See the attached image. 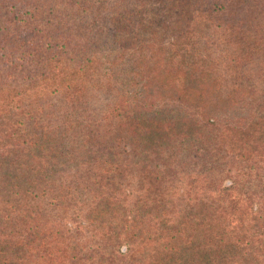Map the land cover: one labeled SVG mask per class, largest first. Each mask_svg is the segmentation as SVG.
<instances>
[{"label":"trees","instance_id":"1","mask_svg":"<svg viewBox=\"0 0 264 264\" xmlns=\"http://www.w3.org/2000/svg\"><path fill=\"white\" fill-rule=\"evenodd\" d=\"M173 8L179 36L163 60L152 51L154 73L133 99L126 65L133 80L144 72L126 48L93 52L95 39L73 44L86 30L63 25L48 40L21 26L12 35L16 18L0 25V264H264V109L223 112L263 104L264 90L220 98L215 64L190 62L185 39L191 26L246 14L223 33L230 77L245 82L264 32L246 44L244 25L264 24V0ZM55 96L61 122L48 112Z\"/></svg>","mask_w":264,"mask_h":264},{"label":"rangeland","instance_id":"2","mask_svg":"<svg viewBox=\"0 0 264 264\" xmlns=\"http://www.w3.org/2000/svg\"><path fill=\"white\" fill-rule=\"evenodd\" d=\"M42 1L0 0V25L6 23L8 26V21L16 18L17 23L8 27L12 35L18 36L20 34L18 27L21 26V29L25 30L27 28L38 38L40 35H44L42 39L46 40L49 37L56 38V36L62 35L63 31L57 32V29L63 25L88 31L75 32L77 34L73 38V44L85 43L95 39L99 44H94L93 52L99 53L107 52L112 48V51L126 48L129 50V53H127L128 60L134 57V69L137 66V72H144L143 79L138 77V81L133 80L130 66L126 65L125 74L130 77L127 78L129 82L126 83V89L131 99L135 98L137 93L143 91V85L149 81L147 79L148 72L154 73L157 59L163 60L162 58L171 50V43L179 36V18L178 11L173 8L174 0H53V2L47 4L38 3ZM32 4L35 5L36 10L33 9ZM11 5L16 6L15 11L11 10ZM33 12H36L37 17L32 16ZM14 13H17V15ZM248 18L246 14L241 15V17L225 14L223 23L216 20L213 27L206 26L207 24L198 27L191 26V30L185 36V39H192L191 45L196 51L192 53L193 58L189 60L190 62L193 63L195 60L204 58V63L207 66L212 63L215 64L216 70L213 77L217 81L209 84L214 87L216 95L223 99L230 94L235 100L246 93L259 96L262 95L260 90H264L262 88L264 54H258L251 64H247V70L242 74L244 77L248 76V80L245 82L234 80V76L230 77L231 71L228 69L229 61L226 60L227 56L224 49L225 46L230 48L231 45H225L223 42L225 41L223 34L225 25L227 22H231L241 29L243 25L237 23L238 19ZM249 24V27L244 25V29L249 31L244 34L246 44L254 38L255 34L264 32V24L258 21ZM216 25H219V27ZM53 29L56 32H52ZM97 33L101 35L97 36ZM57 42L62 43L61 41ZM16 45L13 42L9 45V48ZM16 50L15 54L20 55V51L23 49L17 47ZM152 51L158 53V58L156 57L154 62L149 60L153 59ZM159 56H162V58ZM100 59L104 61L103 58ZM16 81L17 84L22 82V80ZM102 96L103 99L107 100L105 94ZM244 97L248 96L244 95ZM238 102L235 107L228 109L227 106H224L223 109L224 114L231 116L233 120L245 118L251 112L264 109V102L262 104L261 101L256 99L247 98ZM50 103L51 106L48 107V112L51 113L50 116H56L55 122H61L59 119V115L63 112L61 98L55 96ZM71 114L73 119L78 117L80 121H83L84 111L82 109H78L75 115H73V112ZM53 127L58 126L53 125ZM262 171L264 173V169ZM54 215H56V212L49 209L48 218H54Z\"/></svg>","mask_w":264,"mask_h":264}]
</instances>
